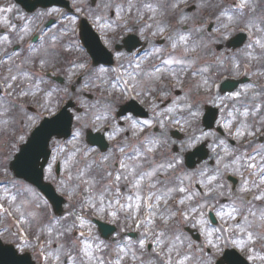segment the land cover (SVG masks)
<instances>
[{
	"label": "rangeland",
	"instance_id": "374dc122",
	"mask_svg": "<svg viewBox=\"0 0 264 264\" xmlns=\"http://www.w3.org/2000/svg\"><path fill=\"white\" fill-rule=\"evenodd\" d=\"M89 1V0H87ZM105 1V0H104ZM237 0H235L236 2ZM90 5H92V0L89 2ZM259 6L256 8L255 13L251 14V17L249 18H254L257 22V26L261 25L260 21L264 20V0L260 1V3L258 4ZM100 7L102 6V0H96V2H93V7ZM203 6V3L200 2L198 3V7L197 9L195 8L192 12H190L191 14L188 17V21H191V18L195 15H200V9ZM263 10V11H262ZM47 13V12H46ZM42 14H44V12H42ZM41 14V15H42ZM17 17H19V15H16ZM56 17H60L62 16L61 14H55ZM64 19H69V16H64ZM72 19V18H71ZM99 21V20H97ZM215 21H219L215 18ZM220 22V21H219ZM72 24V22H71ZM193 24V23H192ZM33 27L30 26L28 23L26 25V29L25 30H29L32 29ZM65 29H57L52 28L48 33L47 36L50 38L49 40H52L53 37H55V45L56 44H60L63 43V39H58L61 38L62 35V31H64ZM69 31V30H67ZM67 33L63 32V36H66ZM230 36V35H229ZM227 35L221 34L218 41L219 42H225L228 37ZM186 38H188L189 36H185ZM52 38V39H51ZM15 42H18V40H16ZM187 42H191L190 40ZM194 43V40H193ZM42 51L45 52L46 56L50 58L51 55V50L47 49V45L43 44L42 45ZM185 52V51H184ZM183 52V54H184ZM185 55V54H184ZM59 57V55L57 56ZM256 62H260L259 66L262 67L264 66V56L262 58V61L260 60L261 58H259V56L254 57ZM189 59L190 58H186ZM192 62H196L197 65L199 66H203L204 62L198 60V61H192V59L190 60V63ZM188 65V63L184 66ZM75 72H79V65L76 64L75 65ZM234 68V67H233ZM183 69V68H182ZM201 69V68H199ZM202 70V69H201ZM24 76L27 78L24 81L28 82L31 81L32 77H30V75L28 74V72L26 71V69L24 70ZM75 73V74H76ZM74 75V74H71ZM89 76V75H88ZM65 77L64 79V83L62 84H58L56 85L57 87L55 89L52 90H45L41 87V89H38V87L32 91L33 89V84L34 83H30V84H25V89L26 91H28L26 94L27 95V102H25L24 104L19 101L18 105L19 107H21L22 109L21 112L16 111L15 109V105L14 104H10L9 102L12 101L14 102L13 99H4L0 96V172H5L4 177H2L0 179V181L4 180L5 183L7 185L5 186H0V196L5 197V201L7 202V204H12V205H18L20 204L18 202V198H19V191H25L22 196H21V202L22 201H29L30 204L26 206V209L22 208V211H27V212H31L34 215L33 216H28L27 214H25L24 218H21L20 216V223L23 224L26 229L29 231L32 227L36 226V222L38 223V221L35 219L36 218V209L40 208L41 205V201H43V199L41 200V198L38 199V195L37 192L35 191V189H33L32 187H29V185L27 183H19V181L22 180H17V178L14 176L13 172H11L10 170H6V166L9 167V162L13 159L14 154L19 150V148L17 147L20 146L21 143H24L27 139V137L29 136L32 128L38 123V119L41 116L40 114H52L54 110H57L59 101L57 100V98L55 97V93L56 91L58 93H60L62 96H66V99L72 98L75 105L71 108L72 110V114L73 116H75V123L77 126V132L75 137L72 138L68 143L66 142V144H61V142L58 139H54V141L52 142V147L55 150V153L53 154V157H55V162L58 159H62L65 163V168L67 169L65 173H63L62 176H64L63 180L61 181L63 185L66 186L67 191L72 197L71 200L68 199V202L65 205V210L62 214V216H60L61 218H63L64 221L70 220L71 224H70V228L72 229L71 233H69L70 236H72L73 234L75 235L71 241V239L69 238V235L65 232H60L58 230L64 229L63 226L61 225H52L49 228L46 227H41V233L43 236L46 237L47 241L49 242V247L47 249V251L43 252L41 251V245H35V242L33 241H27L26 237L21 239V244H20V249H22L23 251H30L33 252L35 254H37V258L39 259L40 262H44L45 256H48L50 253L53 257H55L57 255V249L59 247V245H64V247L66 248V250L69 248L70 244L75 243L77 244L76 249L78 250L79 247H83V244H81L80 239H77V235L79 232H83L84 233V237L81 239H84L85 243L87 245H89V250L92 252L93 257H95V252H97L99 250L100 247V240L96 237V228L93 227L92 223L90 222V220L87 218L86 214L84 213L83 209V201L84 198L82 197L84 195V188L83 186L85 184L81 183L80 181H78L76 178L79 176L80 172L82 170L85 169L86 165L91 164L92 168L95 170L93 172H96L98 170H100V167H102L103 165L106 167V169L109 167L110 163L108 162L109 160H105L104 159V155H99L97 152H95L96 156H93L92 153L90 152H86L83 149V145L81 147H79V140H80V136H82V134H80L84 128L87 127L85 122H89V120H93L94 118L96 119V122H98L99 124H101L104 120L103 118L100 117H104V115L107 116L108 111L110 110H115L116 108H114V105L117 104V100H112L110 97L112 96H107V95H102V93H98V94H93L91 97H87L86 95L82 94V91L79 89V86H76L79 90H80V95H76V91L72 92L70 89V80L69 77L63 76ZM16 79L15 80H11V88H14V86L16 85ZM75 81V80H74ZM86 76L85 78H83V80H81V83H84L87 85L86 82ZM89 81V80H88ZM90 82V81H89ZM91 86L95 87L96 85L101 87L102 90H107L108 88H112V85L109 83V79H105V78H100L94 82H90ZM39 86V85H38ZM83 88V87H82ZM77 90V89H76ZM192 90H188V97L186 95L180 97V96H172V99L170 101L169 104L165 103L166 101H164V105L160 103V107L163 105L165 111L170 112L171 114H174L179 120H181L182 122L186 121L187 117H188V124L186 123V126H193L191 125L192 122H196V119L198 118L199 114L202 113L203 110V106L206 103H211V101H209V98H205V99H201L199 98L197 101H190V96H191ZM236 93H240L238 91H235L232 99H234L238 105H241L243 108V105L241 104V100L242 97H236L235 94ZM50 94V95H49ZM68 94V95H67ZM25 94H21L20 96H24ZM99 97H101L102 99L99 100ZM98 103L100 106H98ZM115 103V104H114ZM29 104H32V106L36 109H28ZM100 108V109H99ZM100 114V115H99ZM104 114V115H103ZM13 116V118H12ZM22 116H24V119L22 120ZM88 116V119H87ZM90 117V118H89ZM182 118V119H181ZM247 125V126H246ZM194 127V126H193ZM249 126L247 124V122L245 123V129L243 131V134H245L246 132H248ZM20 132V133H19ZM204 133V134H203ZM203 134V135H202ZM212 132L211 133H206L203 129H200L199 131L196 130V128L191 129L190 134L187 136V138L185 139H181V140H176L173 137L169 136L168 132L166 131L165 136H168L166 138H162V140H157L155 139V149L157 148V146H159V144L161 143H166L168 144V146L166 147L165 151L168 153L169 156H171V160L167 159V155H165V163L166 166H163L162 168L158 165L152 164L150 162V160H145L147 165H150L151 168L157 169V171H160L163 173V176L166 174V178L167 181L170 179V177H172L171 175H173L172 172H169L172 168H169L167 166V164L172 163V162H176L177 167L182 164V159L183 156L187 154V151L192 148H194L197 144L201 143L202 141H206L208 140V138L212 137ZM14 136V139H13ZM242 137V136H241ZM14 140V141H13ZM160 141V142H159ZM209 148L211 150H213L214 145L213 142H209ZM82 153L84 156L81 157L79 156L78 159H76V164H75V156H78L79 154L76 153ZM109 155V154H108ZM123 155V153L121 152H116V155L114 154L112 157H116L117 159L114 158L111 161V165L114 164L118 158ZM101 157V158H100ZM116 160V161H115ZM178 161V162H177ZM233 160L230 158H227L225 156H222L220 159H218V163L217 165L213 164V165H209L208 163H200L198 166H196L192 171V173L194 172V176L192 179H198L197 177V171L202 174V182H204V187L206 192H208L210 189H215V191L212 192V195L208 196L209 197V205L211 206H217L219 211H223L225 214L231 211V206H232V201H228V202H221L222 198H231V194L228 190H226V188L224 187H220V185H223V182L221 181V171L224 168L229 167L231 164H233ZM99 163V164H96ZM133 164V163H132ZM110 165V168H111ZM128 165H130L128 163ZM99 166V167H97ZM140 169V166L137 168ZM187 175V184L185 183H178L177 186L179 188H183L184 189H188L189 191V186L188 184L191 182V178H189V174ZM51 177H52V172H51ZM212 177H215V179H212ZM84 178V177H83ZM49 180H52V178H50V176L48 177ZM175 180H173V182L171 183L172 185L174 184ZM194 183V181H193ZM75 184V186H73ZM20 185V187H19ZM95 185H93L91 187V192L88 190L86 191V197L85 199H89V202H93V203H97L99 204V200L98 199H94V197H98L99 196V190H95ZM70 187V188H69ZM226 187V186H225ZM5 189L7 191H5ZM205 192V193H206ZM190 193L192 194H188L187 196V207H188V211L185 210V214H187V219L185 220L184 218V222L182 224V221L180 222L182 224V226L184 225H190L192 228H196L201 230H204L205 233V246L209 245L208 242L211 241L214 245H216L215 247H213V250L215 252L218 253H212V252H208L206 250L203 249V246L201 244L197 245V248H202L203 252L200 251H196V256H200L203 264H210L214 262V259L216 256H219L221 253V247L220 245H224L229 243L230 240L225 239L224 237H222L221 241H223L222 244H220L217 240H215L213 238V236L208 235L209 232H212L213 227H211L212 225L208 222V218L207 217H203L202 216V209H203V204H201V206L199 205L198 210H201V214L193 211L195 210V208H193L195 205L192 204L194 203L193 200L196 199V196L194 195V193L191 191ZM222 193V194H221ZM12 196L16 197V200L13 201L11 199ZM114 196L113 193H110V198L112 199ZM191 196V199H188V197ZM165 197L168 199L170 198L169 195H165ZM76 199L80 202V206H78V204H75ZM106 199V198H105ZM120 199V198H118ZM107 200V199H106ZM76 201V202H78ZM126 201L125 199L121 198L120 199V203ZM35 203V204H34ZM35 205V207L33 206ZM240 205V204H237ZM40 206V207H39ZM223 206V208H222ZM77 207V208H76ZM110 212L111 211H116L117 215L115 217L112 216V220L113 222L116 221L117 218H120L125 224H128V226H132L133 224V218H132V213L130 208H127L126 210L123 211H119L118 210V206L116 207H112L110 208ZM191 209V210H190ZM108 211V209H107ZM197 213V215H195V213ZM16 214V213H15ZM17 215V214H16ZM5 215L0 214V220H5V217H3ZM18 216V215H17ZM198 216V217H197ZM34 217V218H33ZM60 218V219H61ZM60 219H57L56 223L61 222ZM84 221V224L81 226L80 225V220ZM159 219V218H158ZM157 218L154 219V221H151L150 226L152 229V231H154L155 227H157ZM224 219H228V217L225 215ZM250 220L253 219V217H249ZM204 220L207 223L206 224H201L200 221ZM27 221V223L25 222ZM232 223V222H231ZM160 224V223H159ZM158 224V225H159ZM169 223L167 222V225ZM75 225V226H73ZM233 226H235L236 224H233ZM160 230L165 227V224L163 222H161V224L159 225ZM221 227V226H218ZM201 228V229H200ZM49 229L51 231H49ZM177 225H175V229H172L171 232H174V238L173 241L175 239L176 236L180 237V240L183 241V243H187V241L189 243H192V238H189L190 236L184 235V234H180L178 233V231H176ZM10 228H7L5 232V235L10 236L9 231ZM3 231V232H4ZM11 231V230H10ZM124 231V230H123ZM203 232V231H201ZM61 233H63V235H61ZM123 233L121 232V230L116 234V237L121 236ZM125 234V232H124ZM92 236H95V243L93 244L91 242V238ZM64 237H68L69 241L68 245H65V240ZM255 237V236H254ZM253 237V240H254ZM158 238V237H157ZM12 239V238H11ZM8 239V240H11ZM159 240H161V238H158ZM5 240V239H4ZM236 240H243L244 244H242L241 246L245 249L246 247H250V243H253V241L249 242L247 241L246 237H245V233L243 232H239L237 231V238ZM7 241V240H5ZM117 241H120V239L118 238ZM163 241V243L159 244L161 247L167 249V247L170 246V240L165 241V240H161ZM204 240H201V243ZM20 242V241H19ZM41 242V241H40ZM64 243V244H63ZM181 244L179 242L176 243V246L179 248L180 252H183L182 249L185 251V244ZM200 243V242H199ZM58 244V246H57ZM104 247V246H103ZM64 248V249H65ZM118 249V248H117ZM115 250V249H114ZM113 250V251H114ZM123 250L125 251V253L128 251L126 247L123 248ZM73 251V249H72ZM186 251H190L188 249V246H186ZM73 256H75V253L72 252ZM153 258L156 257L154 254H152ZM175 257H178L177 255H175ZM179 258V257H178ZM51 260H55V259H51ZM60 260H63L65 263H69L67 257L61 255L60 256ZM126 260V259H125ZM56 262L58 261L60 263L59 260H55ZM135 264H138L137 260H133ZM130 261H128L129 263ZM155 262H158L157 260H155ZM174 262V257H173V261ZM192 264H195V262H189ZM92 264H98L97 260H93Z\"/></svg>",
	"mask_w": 264,
	"mask_h": 264
},
{
	"label": "flooded vegetation",
	"instance_id": "af4514ba",
	"mask_svg": "<svg viewBox=\"0 0 264 264\" xmlns=\"http://www.w3.org/2000/svg\"><path fill=\"white\" fill-rule=\"evenodd\" d=\"M90 1L70 0L71 6L69 10L63 7H54L65 13L87 16L104 44L96 37L94 39L85 38V35L81 33L82 17L75 21L73 23V33H71L70 37L71 40L67 46L69 49V53L67 52V54L71 57L69 60L71 72H75L74 62L79 66L83 65L81 68L88 70L91 79H100L101 77L109 76V78L116 77L117 80L128 81L127 84H124L128 88L127 91L134 93V99L147 112V116L144 118L131 113L126 115L131 117V120L136 121L134 128L140 126L143 132H148L151 126L155 128L156 123L164 125L168 118L163 105L170 103L172 99L170 92L172 89L166 85L157 86L156 83H160L162 77L166 78L171 73L181 75V73L176 72L181 69L174 68L172 70L171 67L173 68V64L165 66L161 61L169 58L183 60L185 57L197 56L200 46H195L194 44H197L201 40V36L205 34L201 15H195L191 18V21H188L190 13L182 7V4L186 0H174V3L172 2L173 0H133L136 7L131 12H121L119 16L116 14V6L122 5L124 8H127L129 0H102V6L100 7H93V2H96V0H92V5L89 4ZM146 3H151L154 7L159 4L160 7L153 14L143 7ZM105 4H109L110 6L106 8L104 7ZM172 5H176V7H172ZM137 9H139V12H137ZM45 10L48 9L40 8L39 12L29 14L27 9L17 0H0V87L2 92L11 87L9 85L11 84L12 76H15L17 82L20 83L24 78V70H27L28 65L32 64L36 58L40 69H43L45 66L47 67V58L49 57L45 56V52L42 51V46L40 45L46 44L48 46L47 49L52 48L50 56H55V45L42 43L30 48L27 44L28 33L25 30L27 24L23 25L24 22L29 21L28 24L32 27L41 25L45 28L47 22L52 19H44L42 12L45 13ZM16 15H19V17ZM92 20H95V22ZM161 28L163 29L162 32L160 31ZM206 30L208 31L210 29L207 28ZM180 35L189 37L186 42H180ZM16 40L18 42H15ZM189 40L191 42H189L188 48H194V51L184 52V55L183 51L187 48L186 43ZM81 42L83 46H80ZM205 42L208 43L209 39ZM173 43L177 44L175 49L172 48ZM223 50L217 51L219 53ZM208 53L209 51L206 50L204 54ZM225 53L232 60H236L238 55L244 56L245 58L252 56L262 58L264 50L260 47L254 48V45H252L251 48L249 46H243L239 49H229ZM248 53H251V56ZM257 53L259 55H256ZM210 56L213 57V60L218 57V55H213V53H210L208 57ZM94 60H112L113 63L110 65L97 64ZM137 64L140 65L139 68L136 67ZM51 67L55 69V59L52 61ZM157 67L161 69V72L155 73V68ZM101 68L107 71L101 73L99 71ZM135 73H139V75H136L135 81H130L128 74L135 75ZM146 73H155V75L149 77L145 75ZM252 74L260 78L259 83L262 100L254 101L243 106L248 107L251 113L257 112L255 113V118L264 125V66L257 71H253ZM90 82H87V86H91ZM96 87L98 91L104 93L101 87ZM161 91L165 95L168 94L169 97L161 107H158L160 99L158 101L156 100V94ZM123 93L120 86H117L118 107L132 98L127 99ZM173 93L175 96L182 97L181 92L174 91ZM246 95L249 96L248 94ZM215 97L217 98L218 96ZM216 105L221 107L222 101L220 97L216 99ZM222 116L224 118L229 117L226 111H224ZM145 120L149 122L148 125L143 124ZM236 120H240L243 125L246 123V121L242 123V120L237 118V115L234 113L231 122L235 123ZM122 122L120 125L125 126L126 121ZM158 127L161 128L162 126ZM148 133L152 134L151 132ZM148 133L144 134V138H147ZM149 139L150 137L145 140L146 143H150ZM254 179H257V177L251 176V170H249V182ZM226 185L229 186L228 183ZM253 192L256 193L257 190L253 189ZM258 202H264V200Z\"/></svg>",
	"mask_w": 264,
	"mask_h": 264
},
{
	"label": "snow or ice",
	"instance_id": "6c2138e0",
	"mask_svg": "<svg viewBox=\"0 0 264 264\" xmlns=\"http://www.w3.org/2000/svg\"><path fill=\"white\" fill-rule=\"evenodd\" d=\"M109 4H105L104 7H109ZM205 7H214L215 9L218 10L216 14V19L220 21V27L227 30L229 28V25L234 22H243L245 23L246 27H249L250 29L256 28L257 27V22L254 18H247L251 17V14L255 13L256 8L259 6L258 5V0H238V2L234 3L233 5L223 8L220 6V0H217V3L215 5H211L209 3V0H204V5ZM136 5L133 3V0H129L127 8H124L122 5H117L116 6V14L119 16L121 12H131L133 8H135ZM145 9H147L149 12L155 14L157 9L160 7L158 4L156 7L153 6L151 3H146L143 5ZM172 7H176V5H172ZM11 10V9H8ZM137 12H139V9H137ZM247 18V19H246ZM227 21V22H225ZM260 23H264V20H261ZM160 31L162 32L163 29L161 28ZM259 31H264V29H259ZM187 38L184 35L179 36V41L180 42H186ZM254 44L259 45V47L264 50V43H261L259 39L253 41ZM177 47L176 43L172 44V48L175 49ZM249 47H252V44H249ZM159 51V49H157ZM185 53L189 51H194L193 49L185 48L184 49ZM249 56H251V53H248ZM161 63L165 66L172 65V64H184L183 60L180 59H172L169 58L167 60L161 61ZM137 68L140 67L139 64L136 65ZM101 73L106 72L107 70L104 68H101L99 70ZM161 72V69L159 67L155 68V73ZM155 73H146V76H153ZM129 75V80L130 81H135L136 75H139V73L134 74H128ZM12 80H15L16 77L12 76ZM118 83L121 84H127L128 81H123L120 80ZM10 87V85H9ZM251 87V85L249 86ZM127 91V88L124 89ZM2 91V89H0ZM27 94V93H23ZM50 95V94H49ZM241 93H236L235 96L239 97ZM243 115H247V111L243 113ZM123 120L130 121L131 125L134 127L136 124V121L131 120V117L124 116L122 117ZM148 121L145 120L143 121L144 125H148ZM243 126V125H242ZM111 127H109V131H111ZM250 135H255V133H249ZM242 133L240 130H237V137H240ZM221 144H224V141H220ZM118 147V151L121 153H124V160H132L134 157L139 155V150L136 148L132 149V155L129 156L127 153H125V148L124 147ZM127 147V145L125 146ZM148 152H151L152 149L149 148L147 149ZM252 153L253 154H247L245 152H241L239 155L235 157L234 162L235 163H240L242 167L245 169L251 170V175L257 177V179L252 180L249 182V180L245 179L243 183L239 185L238 188V193H240L242 196L243 194L246 193H253L251 196V200L247 199H241L240 205H237L235 202H233L231 206V211L228 213H224L223 211H217L215 214L217 217L224 218L225 215L228 217V219H225V224L228 223V220H235L236 215H241L242 216V223H237L235 226L229 225L228 228H224L223 226L221 227H214L212 229V232H209L208 235H212L215 233L217 235V238L219 239L220 236L223 235V233L228 232L230 235L229 237H226V239H230L231 237H235L237 235V231L245 233V237L247 241L251 242L253 241V237L255 236L258 239H264V209L260 211V216L256 217V212L253 211V208H255V204L253 203L254 201H261L264 200V143L257 144L255 147L252 148ZM259 157V159H257ZM104 159H107V157H104ZM124 160H121L119 167L121 169H124V173L118 172L114 177L113 173L111 171H106L103 170L102 174L100 175V180H105L108 178H112L113 183L112 185H105L104 190L99 194L98 197H94V199L99 200V204L97 203H91L89 201H85V203L88 204V206L93 209L94 211H97L98 213H103L105 212V206L107 205L108 208L116 207L118 206L119 211L126 210L127 208H131V204H121L120 200L117 199L116 197L120 195V183L123 179L125 182V187L128 186V184H131V187L134 189H137V194H136V200L138 201L136 208H140V203L139 201L141 200V196L139 194V188L141 185V181L147 179H150L155 175V172L157 169H154L152 172H146V173H138L137 168L139 165H136L134 167H129L127 163L124 162ZM178 162V161H177ZM99 167V166H97ZM161 168L163 165L160 166ZM168 167L171 168L173 165L171 163L168 164ZM92 169V165L88 164L86 165L85 169L82 170L79 174V176L76 178L78 181L84 184H88L89 187L91 188L93 185L99 183L100 181L96 179L95 176L92 177L91 180L83 179L86 173H89ZM126 173V174H125ZM132 177V181H129V177ZM212 179H215V177H212ZM251 184V186H249ZM115 187V195L113 196L112 199H105V194L110 192L112 190V187ZM151 187H155V185H151ZM220 187H223L221 184ZM253 189H256L257 192L254 193ZM180 192H185L186 189L184 188H179L177 189ZM5 191H7L5 189ZM215 191V189H210L208 192H206L204 195L205 196H210L212 192ZM258 193V194H257ZM222 194V193H221ZM194 195H199V192L195 193ZM153 196H156L155 193H149L148 199H151ZM192 197L189 196L188 199H191ZM11 199L13 201L16 200L15 196H12ZM132 197H126L127 200H131ZM161 199V196H156V204H149L145 203V206L149 209H155V207L158 206L159 201ZM167 202V201H165ZM180 204H184V200L179 201ZM29 201H22L18 205H12L9 204L8 207H5L4 203H0V214L3 215H8L10 214L11 211H15L18 216L21 218L25 217L26 211H22L21 209L24 208L26 209V206L29 205ZM223 208V206H222ZM247 212L248 215H244V212ZM111 216L115 217L117 215L116 211H111L109 213ZM28 216H33L34 214L31 212H27ZM174 215V214H173ZM185 220L187 219V214H183ZM249 215L253 217L252 220L249 219ZM153 219L152 216L148 217V220L151 221ZM162 221L167 226V218L162 217ZM27 223V221H25ZM201 224H206L207 222L204 220L200 221ZM84 224V221L81 219L80 220V225L82 226ZM75 226V225H73ZM49 231H51L49 229ZM65 232L71 233L72 229L67 228L64 230ZM63 235V233H61ZM160 236L164 235V232H161L159 234ZM84 237L83 232H79L77 235V239H80L81 244H83L82 248V256H73L72 254V249L76 247L75 243L70 244L69 248L67 250L64 249V245H59L57 249V255L53 257L51 253L48 256H45L44 259L46 261L55 259L59 260L60 264H64L63 260H60V256L63 255L67 257L69 264H92L93 259L98 261V264H103V260L99 257H93L92 252L89 250V245H87L84 241V239H81ZM50 241H46V245ZM183 243V241L180 240L179 236H176L172 245L167 247V250L165 251L164 249H161L159 252L156 251L154 248L153 251L156 252L157 257L161 260L162 264H172L173 261V256L172 253L175 252L176 255L179 257L177 260V264H189V262L194 261L195 264H203V261L200 257L196 256V251L203 252L202 248H196L193 249V246L191 243L188 244V249L190 251H184L180 252L176 248V243ZM140 248L145 247V240L141 239L139 242ZM155 243L157 245L163 243V241L159 240L158 238L155 240ZM233 245L236 247H240L242 244H244L243 240H233L232 241ZM209 251H211L212 247H215L211 241H209ZM120 251H123V249H120ZM135 255L133 254V259H135ZM251 255L248 256V259H253ZM119 264V262H117ZM151 264V262H150Z\"/></svg>",
	"mask_w": 264,
	"mask_h": 264
},
{
	"label": "water",
	"instance_id": "95a60500",
	"mask_svg": "<svg viewBox=\"0 0 264 264\" xmlns=\"http://www.w3.org/2000/svg\"><path fill=\"white\" fill-rule=\"evenodd\" d=\"M55 122L56 123L61 122L60 116H58L56 118L54 117L52 119V121L50 122V125L48 127L46 125L43 126L41 131L37 134V136H35L33 138V140H38L40 142L41 138H44L46 136V134L52 133L55 129V127H54L56 125ZM56 127H57V125H56ZM46 139H48V136L46 137ZM27 148H28V150H30L31 145H29ZM28 150L27 151L23 150L22 153L19 154V156L17 157V160L15 162L16 172L19 176H24V177H27V178L32 179V180H33V178L31 176H33L35 181H39L38 174L36 172H31L32 169L37 167V165L39 163V159H38L37 155H32V153L28 152ZM32 150L38 151L36 146H33ZM44 189H46V188L44 187ZM48 194L51 196V198H54L51 191H49Z\"/></svg>",
	"mask_w": 264,
	"mask_h": 264
}]
</instances>
